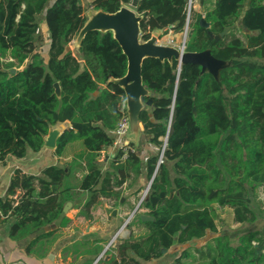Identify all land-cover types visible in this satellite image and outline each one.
Wrapping results in <instances>:
<instances>
[{
    "label": "trees",
    "instance_id": "1",
    "mask_svg": "<svg viewBox=\"0 0 264 264\" xmlns=\"http://www.w3.org/2000/svg\"><path fill=\"white\" fill-rule=\"evenodd\" d=\"M86 1L87 8L81 0H0V161L40 152L51 128L62 123L69 127L56 139L54 155L59 159L68 146H81L39 176L14 171L0 197V216L12 220L8 238L17 242L33 235L25 247L31 254L51 244L56 228L44 232V227L70 222L63 209L74 191L118 200L116 189L131 174L133 182L143 175L145 184L152 181L140 208L152 220L136 219L147 234L121 241L108 262L96 264H140L136 258L146 262L160 249L216 234L214 205L230 208L240 225H253L262 216L263 223L241 232L236 244L225 235L212 237L199 252L202 264H264V211L254 202L256 190H264V0H214L204 9L209 26L204 30L200 15L193 14L187 49H208L231 63L218 82L197 65H182L177 72L176 61H143L142 83L151 95L139 124L155 152L122 160L118 147L104 172L97 157L112 147L119 105L125 102L122 89L108 80L125 75L127 60L110 32L87 33L77 57L67 46L87 9L114 13L132 0ZM186 8V0H138L133 11L142 17L141 39L152 30L182 33ZM44 40L45 59L39 51ZM162 148L166 164L156 170ZM189 254L184 249L172 264H193L183 262Z\"/></svg>",
    "mask_w": 264,
    "mask_h": 264
},
{
    "label": "crops",
    "instance_id": "2",
    "mask_svg": "<svg viewBox=\"0 0 264 264\" xmlns=\"http://www.w3.org/2000/svg\"><path fill=\"white\" fill-rule=\"evenodd\" d=\"M203 2L204 5L198 1L194 6V14L201 15L200 18H203L204 9L208 8L207 0H203ZM213 2L214 0H212L211 6ZM87 3L88 1L81 0L82 6H87ZM147 141L148 139L141 132L136 146V153L140 156L146 157L155 152V149ZM122 142L124 143L125 140L123 139ZM117 148L118 145L113 144L112 147L101 151L97 157V160L101 161L99 164L103 172L110 170L111 160ZM46 154L42 148L40 152L29 153L22 159L9 156L4 161H0V197L4 196L14 171L19 170L25 174L39 176L41 169L50 165L44 163ZM62 158H65L64 162L68 159L65 156ZM62 164L63 162L59 161V164L56 165L61 166ZM142 178L143 175L133 182V175L131 174L122 186L116 189L120 194L118 200L97 197L95 193L88 191H74L69 201L70 207L66 213H63L70 222L63 227H58L59 220L52 224L54 225L53 229L56 228L54 234L56 235V243L53 242L52 237L50 239L52 245L47 246V251H43V248H46L43 246L41 251L38 248H33L35 252L25 253L27 243L34 236L17 242L11 241L8 238V230L12 220L0 216V264H85L88 261H91V264H96L99 261L108 262L111 256L115 254V247L121 241L128 238L137 239L145 236L148 232L136 219L140 215H145L147 210L139 206L132 215L149 183L145 184ZM19 194L20 192L17 191L14 198ZM83 210L85 211L82 212ZM110 242L112 243L107 249ZM205 245L206 242L192 240L183 245L174 244L168 249H160L159 254L151 256L149 261L144 262L136 259L140 264H172L180 252L185 249L189 250L190 256L183 262L202 264L205 259L200 257L199 252L204 249ZM96 247H100L101 250L95 255L93 251ZM100 256L101 258L98 260ZM115 260L117 263L119 262L117 257Z\"/></svg>",
    "mask_w": 264,
    "mask_h": 264
},
{
    "label": "water",
    "instance_id": "3",
    "mask_svg": "<svg viewBox=\"0 0 264 264\" xmlns=\"http://www.w3.org/2000/svg\"><path fill=\"white\" fill-rule=\"evenodd\" d=\"M138 0H132L128 6H121L114 13H106L101 10L89 9L85 13L86 20L82 28L74 38L73 47L77 54H79L80 44L89 32L98 31L101 33L110 32L112 38L119 45L121 52L125 55L127 60L126 73L123 77L118 79L110 78L109 83L117 85L122 89L125 97V106L128 116V129L124 137L125 145H132L135 149L138 145L140 138V126H139V113L147 106H150L151 92L143 85L141 76V67L145 59L154 58L160 62L172 61L177 62V72L180 71L182 65H197L201 69V73L208 72L216 82L219 81L221 70L228 68L230 62L219 60L214 58L210 50H204L201 52L183 51L181 48L162 46L157 43L158 39L162 36V30H152L149 38L146 41H141L140 22L142 17L137 15L133 8L136 7ZM188 23V20H187ZM199 25L204 29H208V24L203 18L199 19ZM233 26L226 27L215 38L219 39L223 35L227 34ZM247 32V29H244ZM11 73L15 72V69L10 70ZM54 93L56 96H60V87L58 83L53 84ZM195 113V110L192 111ZM65 127H69V123L59 124V128L52 129L48 132V135L44 139L43 146L55 150L56 139L61 135ZM166 138L164 140V144ZM166 164L165 161L162 162ZM158 165L156 166V170ZM152 179L146 186V190L149 189ZM146 196L144 197V199ZM140 204H137L132 215L137 211ZM70 207V202L66 203L63 213H66ZM141 221H150V217L146 215H140ZM54 228V225L46 226L43 228L44 232H47Z\"/></svg>",
    "mask_w": 264,
    "mask_h": 264
},
{
    "label": "rangeland",
    "instance_id": "4",
    "mask_svg": "<svg viewBox=\"0 0 264 264\" xmlns=\"http://www.w3.org/2000/svg\"><path fill=\"white\" fill-rule=\"evenodd\" d=\"M198 1L199 0H196L197 3H198ZM211 3H212V0H207V7L211 6ZM84 7L87 8V6H84ZM89 9H87L85 11V13ZM195 11H196V9H195ZM200 12H201V10L199 11V13ZM194 13L195 12L193 10V14ZM193 14H192V16H193ZM42 28L43 27H41V33L43 35V38L45 39V29H42ZM201 28L204 30L203 27H201ZM190 36H191V32H190L189 28L186 31L183 30V32L180 34H174L172 31H169L166 35H162L158 39L157 43L159 45H162V46H171V47H176V48H182V46H184V51H190V50H193L191 48L187 49V40ZM140 39H141V37H140ZM141 41H143V40L141 39ZM73 43H74V39L68 44L67 49H69L72 52V54L77 57L78 54H77L75 48L73 47ZM46 44L47 43L44 40L43 45L39 46V51L41 52L44 59L46 58V51H47L46 50L47 49ZM56 127L59 128V125L57 124V125L53 126L51 128V130L56 129ZM43 149L47 153L45 155V158H44L45 164L56 165V164H59V161H62L64 163L65 158L58 159L54 155V152H51L52 149L45 148L44 146H43ZM80 149H81V146L79 143H75V144L68 146L66 149V152H65V157H68V159L66 161H68L69 158H71ZM97 162L100 163L101 161L97 160ZM254 202L260 205L261 211H264V190L262 188H258L256 190V198H255ZM214 208H215V223L217 226V233L216 234L207 233V235L203 239L199 240L200 242H202V241L207 242V241L211 240L212 237H215L218 235H225L231 244H236L237 240H238V236L241 232L252 229L253 227H255V228L259 227L263 223V216L261 215L262 218L260 220H258L253 225H240V224L235 223L233 221L232 210L230 208H228V207H222L221 208L217 205H214ZM52 239H53V242L56 243V235H54ZM41 248H43V247H40L39 251H41ZM46 249L48 250L47 246H46V248H43V251H47Z\"/></svg>",
    "mask_w": 264,
    "mask_h": 264
},
{
    "label": "built area",
    "instance_id": "5",
    "mask_svg": "<svg viewBox=\"0 0 264 264\" xmlns=\"http://www.w3.org/2000/svg\"><path fill=\"white\" fill-rule=\"evenodd\" d=\"M187 1V8H186V23L184 26V31L188 30V23L187 20L189 22V17L190 14L193 12L194 10V6L196 3V0H186ZM180 49V48H179ZM184 51V46H182L181 48ZM119 112H120V117L119 120L116 124V127L114 129V145H118V147H120L122 155H121V159L124 160L129 154L131 153H136V149L132 146V145H125L122 140L125 137V134L127 132L128 129V116H127V112H126V106H125V102H123L122 104L119 105ZM163 150L164 148H162L161 150V154L159 156L158 159V163L157 165L159 166V164H161L163 162ZM148 190H144L139 201L138 204H140L142 202V200L144 199V197L146 196ZM132 216V215H131ZM125 226V225H124ZM112 242H110L107 246L108 247L111 245ZM101 258V256L98 258V260Z\"/></svg>",
    "mask_w": 264,
    "mask_h": 264
},
{
    "label": "bare ground",
    "instance_id": "6",
    "mask_svg": "<svg viewBox=\"0 0 264 264\" xmlns=\"http://www.w3.org/2000/svg\"><path fill=\"white\" fill-rule=\"evenodd\" d=\"M192 14L193 12L190 14V17H189V22H188V28L191 30V24H192ZM188 41V40H187Z\"/></svg>",
    "mask_w": 264,
    "mask_h": 264
}]
</instances>
